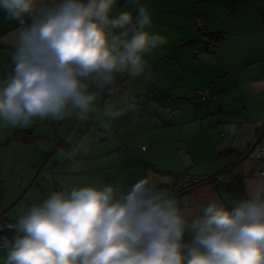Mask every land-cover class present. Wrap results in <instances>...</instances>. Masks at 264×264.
<instances>
[{"label": "clouds", "instance_id": "1", "mask_svg": "<svg viewBox=\"0 0 264 264\" xmlns=\"http://www.w3.org/2000/svg\"><path fill=\"white\" fill-rule=\"evenodd\" d=\"M116 2L0 0V17L17 24L0 37L12 65L0 79V127L123 114L98 98L118 95V78L146 76V57L168 40L149 31L140 0H127L135 16ZM224 133L244 135L235 124ZM0 252V264H264V171L232 206L182 200L147 177L69 185L0 223Z\"/></svg>", "mask_w": 264, "mask_h": 264}, {"label": "crops", "instance_id": "2", "mask_svg": "<svg viewBox=\"0 0 264 264\" xmlns=\"http://www.w3.org/2000/svg\"><path fill=\"white\" fill-rule=\"evenodd\" d=\"M156 1L150 30L168 34V44L146 57L148 65H156L154 72L122 79L118 95L97 101L101 108L111 104L123 114L111 121L92 116L81 122L73 117L38 120L27 128L5 127L7 139L0 149L18 145L25 156L18 171H37L41 159L52 158L40 172L52 173L61 188L147 177L169 190L178 174L223 173L219 181L200 184L179 198L194 204L217 198L232 206L244 195L252 171L264 169V127H256L264 125V0ZM199 16L207 21L205 29L197 24ZM15 27L16 22L0 17V37ZM163 61L169 64L162 66ZM0 69L3 77L12 69L9 51L2 45ZM199 90H210L213 99L203 100ZM231 124L244 135L226 136L225 126ZM252 128L255 132L248 135ZM30 133L45 140L28 143L16 138ZM64 138L76 150L72 155L63 147L56 149L54 140ZM38 144L49 146L35 148ZM257 151L259 158L253 156ZM52 191L48 187L46 196ZM2 208L0 217L6 218ZM6 220L15 222L8 215Z\"/></svg>", "mask_w": 264, "mask_h": 264}, {"label": "rangeland", "instance_id": "3", "mask_svg": "<svg viewBox=\"0 0 264 264\" xmlns=\"http://www.w3.org/2000/svg\"><path fill=\"white\" fill-rule=\"evenodd\" d=\"M157 3L158 1L156 0H140V4L148 8L150 12L152 10V7ZM114 11L116 13H118L119 11H130L135 16V8L131 4H129L127 0H117ZM157 29H159V27H157ZM160 35L166 37V39L168 40V34L162 31ZM170 35L171 31L169 33V36ZM167 44L168 43L164 45ZM168 64V62L163 61L162 66H167ZM154 66L156 65H148L146 70L153 73V70H155ZM2 78L3 74L2 70L0 69V79ZM121 80L122 79H119L118 83H120ZM110 98L111 97H108L107 99ZM98 99L103 102L106 98L105 95H101ZM101 117L103 120V116ZM4 130L6 131L5 127H0V143L2 141H6L7 139L3 138L5 137L3 136V134H6L3 133ZM41 145L49 146L46 144H38L35 148H43V146ZM24 158L25 156H23L18 151V145H12L9 151L3 148L0 149V210L1 206H3L2 209L5 211L4 216H6L7 218L8 215V219L10 218L16 220V218L23 214L26 206H30L31 204L40 202V200L46 197L48 187L51 189V191L62 189L58 185V182L60 183V181L58 179L54 180L52 173H47V171L40 172L41 167L44 168L45 166H47L52 158L47 162H45V159H41L37 171L27 169L24 172H21L18 171V168L20 167V164L25 162ZM35 160L36 159H33L32 162ZM51 167L55 168L54 164H51ZM6 218H4L5 221L9 223Z\"/></svg>", "mask_w": 264, "mask_h": 264}, {"label": "built area", "instance_id": "4", "mask_svg": "<svg viewBox=\"0 0 264 264\" xmlns=\"http://www.w3.org/2000/svg\"><path fill=\"white\" fill-rule=\"evenodd\" d=\"M206 19L203 16L197 17V24L199 28L204 29L206 26ZM211 45L208 44V47ZM200 97L203 100H212L214 95L210 90H199ZM264 156V154L262 155ZM254 171H264L263 168H255ZM223 173H218L214 175H192V174H178L175 176L174 182L170 188V190L175 191L178 197L185 191L195 188L196 186L212 181H219ZM60 190V189H57ZM0 223H4L6 226H10L11 224L7 223L4 217H0Z\"/></svg>", "mask_w": 264, "mask_h": 264}, {"label": "trees", "instance_id": "5", "mask_svg": "<svg viewBox=\"0 0 264 264\" xmlns=\"http://www.w3.org/2000/svg\"><path fill=\"white\" fill-rule=\"evenodd\" d=\"M201 29V28H200ZM205 29V28H204ZM206 35H209V34H206ZM212 35L210 34L209 35V37H211ZM220 36V35H219ZM218 35L216 36V37H219ZM207 44H210V45H212V43L210 42H207V43H205V45H207ZM204 45V46H205ZM207 48H210V47H207ZM16 138L19 140V141H24V142H35V141H41L43 138L42 137H36V136H33L31 133L30 134H25V135H23L22 136V134H17V136H16ZM43 140H45V139H43ZM58 140V141H57ZM57 141V142H56ZM54 142H55V144L57 145V148L56 149H58V148H60V147H63V148H65L66 149V151L68 152V153H70L71 155L74 153V152H76V150H75V148H72L69 144H68V142H67V139H56V140H54ZM237 181V187L239 188V192L241 191V189H242V186H241V182H238V180H236ZM1 217H3V215H1Z\"/></svg>", "mask_w": 264, "mask_h": 264}]
</instances>
